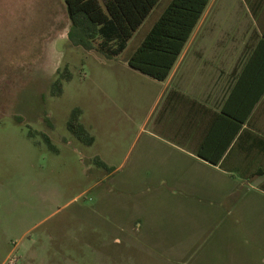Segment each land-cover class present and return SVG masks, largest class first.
<instances>
[{"label":"rangeland","instance_id":"rangeland-1","mask_svg":"<svg viewBox=\"0 0 264 264\" xmlns=\"http://www.w3.org/2000/svg\"><path fill=\"white\" fill-rule=\"evenodd\" d=\"M168 1L123 52L108 56L70 41L64 0H0V264H100L95 248L114 247L113 236L96 234L92 224L110 228L113 215L130 216L129 200L141 192L128 182L137 137L149 134L161 107L159 85L126 58ZM211 3L198 37L239 38L255 29L244 26V0ZM66 66L71 78L53 95L52 82ZM75 106L92 143L67 126Z\"/></svg>","mask_w":264,"mask_h":264},{"label":"crops","instance_id":"crops-1","mask_svg":"<svg viewBox=\"0 0 264 264\" xmlns=\"http://www.w3.org/2000/svg\"><path fill=\"white\" fill-rule=\"evenodd\" d=\"M211 1L169 75L151 76L161 107L128 176L141 192L128 218L92 224L113 236L100 264H264V0H244L251 33L200 38Z\"/></svg>","mask_w":264,"mask_h":264},{"label":"trees","instance_id":"trees-1","mask_svg":"<svg viewBox=\"0 0 264 264\" xmlns=\"http://www.w3.org/2000/svg\"><path fill=\"white\" fill-rule=\"evenodd\" d=\"M70 25L68 38L87 49L98 46L108 56L123 52L145 19L161 0H64ZM210 0H169L138 45L126 60L134 68L155 77L165 79ZM264 33V32H263ZM64 78H71L66 66L51 85V93L59 95L64 90ZM239 76L238 82L240 81ZM82 108H72L67 121L68 128L76 137L92 143L95 136L81 120ZM42 135L49 147L56 149L46 132ZM199 155L213 163L220 162L214 156L199 151ZM97 164L106 162L96 158ZM264 189V182L262 183Z\"/></svg>","mask_w":264,"mask_h":264}]
</instances>
